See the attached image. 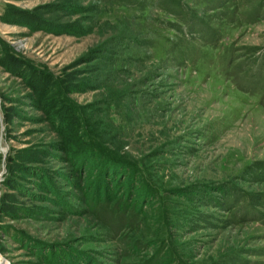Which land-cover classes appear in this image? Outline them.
I'll use <instances>...</instances> for the list:
<instances>
[{
	"label": "rangeland",
	"instance_id": "rangeland-1",
	"mask_svg": "<svg viewBox=\"0 0 264 264\" xmlns=\"http://www.w3.org/2000/svg\"><path fill=\"white\" fill-rule=\"evenodd\" d=\"M0 264H264V0H0Z\"/></svg>",
	"mask_w": 264,
	"mask_h": 264
}]
</instances>
